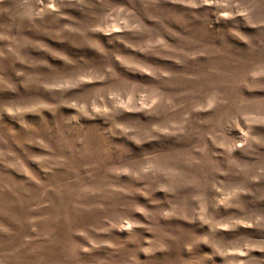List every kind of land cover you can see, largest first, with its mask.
<instances>
[{
    "label": "rangeland",
    "instance_id": "1",
    "mask_svg": "<svg viewBox=\"0 0 264 264\" xmlns=\"http://www.w3.org/2000/svg\"><path fill=\"white\" fill-rule=\"evenodd\" d=\"M0 264H264V0H0Z\"/></svg>",
    "mask_w": 264,
    "mask_h": 264
}]
</instances>
